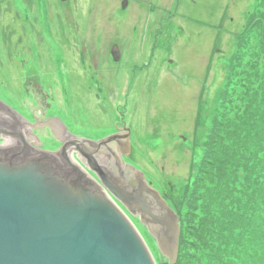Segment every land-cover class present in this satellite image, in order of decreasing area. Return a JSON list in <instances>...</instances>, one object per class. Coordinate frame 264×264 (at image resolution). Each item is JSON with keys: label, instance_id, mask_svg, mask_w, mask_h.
I'll return each instance as SVG.
<instances>
[{"label": "rangeland", "instance_id": "374dc122", "mask_svg": "<svg viewBox=\"0 0 264 264\" xmlns=\"http://www.w3.org/2000/svg\"><path fill=\"white\" fill-rule=\"evenodd\" d=\"M12 3L8 12L0 0V97L15 103L27 121L32 114L43 119L38 129L45 150L59 149L67 139L50 123L56 115L101 140L133 127L127 157L120 158L185 217L179 234L195 244L187 243L188 258L264 264V192L260 202L250 195L257 184L264 187V99L259 80L249 82L245 67L228 77L246 14L256 5L264 11V0H127L124 8L123 0H29V9L20 0ZM113 47L117 61L110 56ZM225 89L232 104L220 111ZM217 113L226 116L222 145L230 137L239 148L235 154L246 153V171L238 176L241 182L247 176L249 189L236 211L246 219L243 229H232L237 218L231 221L224 209L207 215L210 183L217 188L208 175L205 200L191 188ZM194 205H200L196 214ZM127 216L156 264H168L138 218Z\"/></svg>", "mask_w": 264, "mask_h": 264}, {"label": "water", "instance_id": "95a60500", "mask_svg": "<svg viewBox=\"0 0 264 264\" xmlns=\"http://www.w3.org/2000/svg\"><path fill=\"white\" fill-rule=\"evenodd\" d=\"M111 57L119 58L114 47ZM0 115L6 120L0 123V264H156L127 215L175 263L177 216L120 158L133 127L119 133L118 150L114 133L101 140L56 115L50 123L67 139L45 150L38 128L27 140L21 120L27 118L15 103L0 97Z\"/></svg>", "mask_w": 264, "mask_h": 264}, {"label": "trees", "instance_id": "16d2710c", "mask_svg": "<svg viewBox=\"0 0 264 264\" xmlns=\"http://www.w3.org/2000/svg\"><path fill=\"white\" fill-rule=\"evenodd\" d=\"M253 31H256L257 37L259 34L261 38L258 40H253V38L255 39V35L252 34ZM254 42L256 44L254 50H252L253 54L248 53V45L251 44L252 46ZM257 58L258 61L255 60ZM228 63L229 80L236 72L237 67H245L248 71H250L248 74L252 73V77H249L248 75V78H251L249 82L256 83L257 79L259 80V88L257 93L261 94V98L264 99V11H262L259 6L256 5L251 12L246 14V22L242 27L241 32H239L237 35L235 49L233 54L230 56ZM224 91L225 92H223L221 95L222 105L220 107V111H222V108H225L226 105L228 106V104H232L229 101V90L225 89ZM219 113L215 114L211 121V130L208 134L207 140L204 143V149L202 153L203 157L200 160L201 162L199 163V169L197 174L194 176L192 181L193 187L191 188L194 191L196 189L201 190L198 191V193L199 195L205 194V197L203 198V200H205L206 193L204 189H208L207 186L205 187L203 185V183L207 182L208 180H213V184L217 186V188L213 187L212 183H210L211 188H214V196L210 197V200L207 202V209H209L207 215L216 216L217 213H220L221 210L224 209L225 213H229L225 215H227L226 217H229L231 221L233 218H237L233 221L234 227L232 229H243V222L246 219L241 217L242 214H238L236 211L239 210L237 207H240L241 201L247 199L245 196V191H248L249 189L248 186H245L246 183L248 184L247 176L245 174L242 175V182L238 176L239 173L242 172V169L246 171V165L244 163L247 160L246 153L244 152L243 148L242 151L240 150L238 154H235L239 148L236 142L233 143V140L229 136V141L226 139L227 142H225L227 144H225V146L222 145V134H225V131L222 128L223 125L226 124V116L223 113H221V115ZM237 125L240 126L239 121L237 122ZM235 129L237 130L238 126ZM235 129H233L234 132L232 133L237 132ZM237 133L239 134L240 132L238 131ZM233 139L235 141V138ZM206 175H208L209 179L204 181ZM263 188L264 187L257 184L256 190H250L251 197L256 199L257 202H260L258 199L259 196H261L264 192ZM200 201V198H194L195 203ZM192 202L193 199L191 200V203ZM198 206L200 205L193 206V214L198 212H196ZM231 210H234V213H232ZM178 221L180 229L183 228L185 217L178 214ZM180 234L183 235V237H180ZM180 234L175 264H197V260L193 261L191 258H188L189 256H187L189 252L187 243L189 242L193 245L194 243L190 241L192 239H186L184 237V231ZM262 239H264V236ZM207 264H213V262H207Z\"/></svg>", "mask_w": 264, "mask_h": 264}, {"label": "flooded vegetation", "instance_id": "af4514ba", "mask_svg": "<svg viewBox=\"0 0 264 264\" xmlns=\"http://www.w3.org/2000/svg\"><path fill=\"white\" fill-rule=\"evenodd\" d=\"M3 1H5L7 4H8V6H6L7 8H8V12H9V8L11 7L12 9H13V3H12V1H14V0H3ZM9 1V2H8ZM20 1H22V3H24L27 7H28V9H29V4H27V2L29 1V0H20ZM31 1V0H30ZM60 1H65V0H60ZM127 1V0H126ZM133 1H172V0H133ZM174 1V0H173ZM18 17V16H17ZM26 34V31H24V33L22 34V35H25ZM111 56V55H110ZM90 66V69H91V71L93 70L94 71V69H93V67L91 66V65H89ZM92 76V79H94V78H96V75H91ZM103 79L105 80V78L103 77ZM96 81H97V78H96ZM16 115V114H15ZM22 118V117H21ZM20 118V119H21ZM22 121H24V123H25V125H26V127H25V129H24V133H25V135H26V137H27V140L28 139H32L31 137L29 138V134H30V132H32L33 133V131H37L38 129V127H39V124L40 125H45L44 123H41V122H39L38 121V119L36 118V115H34V114H32V116H31V120H32V122H30V121H27V120H25V117H24V119L22 118L21 119ZM4 121H6L5 120V118L4 117H2L1 115H0V123H3ZM120 130V129H119ZM23 131V130H22ZM121 132H124V131H121ZM120 131H116L114 134L115 135H113V137L114 136H116V137H118V138H116V139H118V143L116 144V146L118 145V150H119V147H120V149L121 148H123V146L121 145V143H120V137H123V136H120L121 134H119V133H121ZM57 141V140H56ZM2 142V140H0V143ZM115 146V147H116ZM126 154L124 155L125 157H127L126 155L128 154V151L127 152H125ZM102 156V155H101ZM122 156V155H121ZM103 158V157H102ZM92 176V175H91ZM92 177H94V176H92ZM166 203V202H165Z\"/></svg>", "mask_w": 264, "mask_h": 264}, {"label": "bare ground", "instance_id": "6f19581e", "mask_svg": "<svg viewBox=\"0 0 264 264\" xmlns=\"http://www.w3.org/2000/svg\"><path fill=\"white\" fill-rule=\"evenodd\" d=\"M111 53V52H110ZM182 183H180V185H181ZM153 189V188H152ZM155 192H157L155 189H153ZM158 193V192H157ZM159 194V193H158ZM166 202V201H165ZM166 205H167V202L165 203ZM167 207L169 208V209H171L168 205H167ZM172 210V209H171ZM176 216H177V218H178V215L177 214H175ZM145 230V229H144ZM149 235V234H148Z\"/></svg>", "mask_w": 264, "mask_h": 264}]
</instances>
